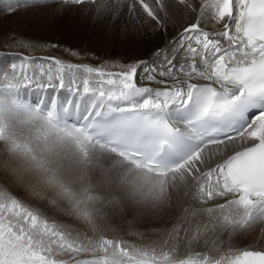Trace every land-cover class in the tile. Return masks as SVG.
Masks as SVG:
<instances>
[{"label":"snow or ice","instance_id":"snow-or-ice-1","mask_svg":"<svg viewBox=\"0 0 264 264\" xmlns=\"http://www.w3.org/2000/svg\"><path fill=\"white\" fill-rule=\"evenodd\" d=\"M50 5L133 54L0 52V264H264V0Z\"/></svg>","mask_w":264,"mask_h":264},{"label":"rangeland","instance_id":"rangeland-1","mask_svg":"<svg viewBox=\"0 0 264 264\" xmlns=\"http://www.w3.org/2000/svg\"><path fill=\"white\" fill-rule=\"evenodd\" d=\"M57 8L58 5H50L47 8L35 9L33 12L30 10L17 12L14 15L0 14V52L9 53L11 51L10 53L20 54L21 59L24 56H34L41 53L43 57H56L66 62L70 61L80 64L92 65L91 63L94 60L98 61L101 57L98 56L97 50H100L101 44L105 42L106 46L111 42V40L105 39L103 25H94L91 19H82L80 15L81 9H76V15L73 16L72 10L61 14L56 11ZM9 33H16L17 36L26 38L34 43V47H5L6 43H10L6 39ZM44 37L47 38L45 39ZM44 44H58L59 47H43L42 45ZM83 46L89 49L90 52L94 51V53H90L88 50L83 52L82 49L78 48ZM36 47L38 48L37 50H42L40 52L37 51L35 54L33 52ZM67 48L75 49L85 54L87 52V55L73 56L66 51ZM124 57H129V55ZM4 59L5 57L0 56V63ZM7 59L11 60L12 56L7 57ZM16 62L19 63V60ZM250 233H253V235H250ZM259 236L258 230L245 233L240 237V244L242 246L251 244ZM259 240L261 244H264V238Z\"/></svg>","mask_w":264,"mask_h":264},{"label":"bare ground","instance_id":"bare-ground-1","mask_svg":"<svg viewBox=\"0 0 264 264\" xmlns=\"http://www.w3.org/2000/svg\"><path fill=\"white\" fill-rule=\"evenodd\" d=\"M0 4L2 5V0H0ZM35 9H32V12L34 11ZM30 11V10H29ZM175 15H176V20L178 21V25L177 26H179L180 24H184V23H187L188 22V20H187V18H186V16H185V13H184V10H183V8L182 7H178L176 10H175ZM214 23V22H213ZM171 27V26H170ZM45 39L47 38V37H44ZM34 40V39H33ZM36 42V41H35ZM102 46L100 47V50H97V53H98V56H100L101 58V60L99 61H93L91 64L94 66V65H96V64H98V65H96V66H100V65H103V66H105V67H107V65H105V62L106 61H114V60H116L118 57H121V56H126V55H129V56H131L133 53L131 52V51H129V50H125V49H123L122 47H121V45L118 43V44H116V46L114 47L113 46V44H112V42H110V43H108L106 46H105V42L104 43H102L101 44ZM1 47V46H0ZM34 47V46H33ZM78 48H80V49H82L83 50V52H85V51H87L88 50V52H90L89 51V49H87L86 47H78ZM38 48L36 47L35 48V51L33 52V53H35L36 54V52L37 51H41L42 49H40V50H37ZM4 51V50H3ZM16 51V50H15ZM15 51H14V53H15ZM5 52V51H4ZM11 51H9V53H10ZM91 52H93L94 53V51H91ZM90 52V53H91ZM7 53V52H6ZM32 53V54H33ZM12 54H13V52H12ZM86 54H87V52H86ZM89 54V53H88ZM137 54H139L138 52H137ZM28 55H30V54H28ZM90 55V54H89ZM92 55V54H91ZM53 56V55H52ZM64 56V55H63ZM85 56V55H84ZM30 57H34V58H40V57H43V55L41 54V53H38V55H34V56H30ZM46 57V56H45ZM94 57V56H93ZM92 58V57H91ZM87 59V58H86ZM85 59V60H86ZM95 59V58H94ZM103 59V60H102ZM91 60V59H90ZM92 60H93V58H92ZM88 62H89V60H88ZM85 64V63H84ZM100 64V65H99ZM40 91L41 90H39V89H36L35 87H33V89H32V92H33V95H35V94H39L40 93ZM45 91H47L49 94H51L52 93V90L51 89H47V90H45ZM62 92L64 91V90H61ZM249 235V234H248ZM250 235H253V233L251 234L250 233ZM258 239H260V236L258 237ZM256 240V239H255Z\"/></svg>","mask_w":264,"mask_h":264}]
</instances>
